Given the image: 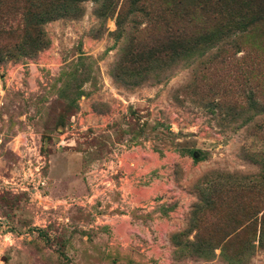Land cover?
Instances as JSON below:
<instances>
[{
    "label": "rangeland",
    "instance_id": "rangeland-1",
    "mask_svg": "<svg viewBox=\"0 0 264 264\" xmlns=\"http://www.w3.org/2000/svg\"><path fill=\"white\" fill-rule=\"evenodd\" d=\"M0 140V264H264V0H0Z\"/></svg>",
    "mask_w": 264,
    "mask_h": 264
},
{
    "label": "built area",
    "instance_id": "built-area-1",
    "mask_svg": "<svg viewBox=\"0 0 264 264\" xmlns=\"http://www.w3.org/2000/svg\"><path fill=\"white\" fill-rule=\"evenodd\" d=\"M1 93H4L2 88ZM1 143L2 140H0V144ZM13 143H15L16 149L20 147L31 148L29 140L24 136H17ZM18 156L25 160L23 173L20 174L18 178H12L9 184L14 187V190L18 194L19 192L27 194L40 205L45 204V206L48 207V204H54L46 190V181L41 172L43 168L40 166L35 167L31 160L25 159V156L22 155L21 151H19Z\"/></svg>",
    "mask_w": 264,
    "mask_h": 264
},
{
    "label": "trees",
    "instance_id": "trees-1",
    "mask_svg": "<svg viewBox=\"0 0 264 264\" xmlns=\"http://www.w3.org/2000/svg\"><path fill=\"white\" fill-rule=\"evenodd\" d=\"M59 1V0H58ZM39 13H35L34 17L38 18V23H37V27L40 28L41 25H43L44 22L48 21V19H53L52 16H47L43 13L40 14V16H38ZM42 15V17H41ZM38 42H37V50L39 49H43L46 46V42L43 40V38L41 37V33H38ZM34 51V50H33ZM27 51L26 50H20V55H26ZM47 140V139H46Z\"/></svg>",
    "mask_w": 264,
    "mask_h": 264
},
{
    "label": "bare ground",
    "instance_id": "bare-ground-1",
    "mask_svg": "<svg viewBox=\"0 0 264 264\" xmlns=\"http://www.w3.org/2000/svg\"><path fill=\"white\" fill-rule=\"evenodd\" d=\"M122 231H124V228L122 229Z\"/></svg>",
    "mask_w": 264,
    "mask_h": 264
}]
</instances>
